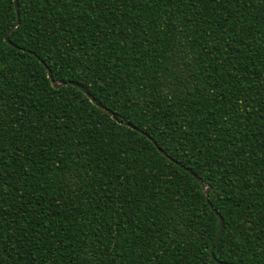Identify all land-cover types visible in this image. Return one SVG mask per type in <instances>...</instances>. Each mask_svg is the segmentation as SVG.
I'll list each match as a JSON object with an SVG mask.
<instances>
[{"label":"trees","instance_id":"1","mask_svg":"<svg viewBox=\"0 0 264 264\" xmlns=\"http://www.w3.org/2000/svg\"><path fill=\"white\" fill-rule=\"evenodd\" d=\"M16 11L0 0V37ZM18 17L0 39V201L15 213L0 264H201L211 206L253 222L222 262L264 264V0H53ZM41 61L74 85L53 88Z\"/></svg>","mask_w":264,"mask_h":264},{"label":"snow or ice","instance_id":"2","mask_svg":"<svg viewBox=\"0 0 264 264\" xmlns=\"http://www.w3.org/2000/svg\"><path fill=\"white\" fill-rule=\"evenodd\" d=\"M52 3L53 0H22L21 4L17 8V13L22 15L26 11H36L41 16H43L45 9H47ZM55 3L60 4L62 7L66 5L70 8L71 12H76L77 9H84L85 11H90L95 8H101L103 4L107 3V0H74V2L71 3H68V0H55ZM58 10H62V8ZM13 27H15V25H13ZM11 31L12 29H9V32ZM146 31L147 30H145V32ZM32 38L36 40H41L45 39L46 37H44L39 30H36L33 33ZM0 39L7 41L8 44L12 43L7 34L0 37ZM6 50L7 44L0 43V81H6L8 79V73L11 71L10 65L5 62ZM6 108L7 104L2 98H0V141L7 139V136L3 134L4 129L2 126L4 123L3 118L7 116ZM74 121V116H69L66 118V125L68 126L69 131H71V125L74 123ZM86 151V148H82L79 154L85 155ZM216 162L219 163L218 160ZM204 191L206 193L213 191V186L211 182L205 184ZM7 195V189H4L3 196L6 197ZM218 195L219 193L217 192V196ZM209 203H211V200H209ZM9 207H11L10 204ZM14 215V211L9 212L3 207L2 201H0V233H4L3 236H0V247H2L5 243L11 242L13 233L6 232V227L11 224V221L7 220L6 218L9 216L14 217ZM204 215H207V213H204ZM230 225H232L231 220H229L228 224H224L223 219H221L220 235L214 237L216 243H213L211 240L208 239V221L202 219L199 240L200 245L206 248L207 251L204 253L203 256H201L199 252L197 253V256L201 260V264H222V260L228 259V257L224 255L226 246L229 249L233 246V236L236 234L238 228L243 227L245 233L253 230V222L250 217L245 219L242 216L236 226L229 227ZM221 236L223 237V239H221ZM17 243H19L21 247L23 246L21 242L17 241ZM17 251H19V249H17Z\"/></svg>","mask_w":264,"mask_h":264},{"label":"water","instance_id":"3","mask_svg":"<svg viewBox=\"0 0 264 264\" xmlns=\"http://www.w3.org/2000/svg\"><path fill=\"white\" fill-rule=\"evenodd\" d=\"M14 6H15V8L17 9V0H14ZM16 15H17V19H16V22H15V27H13V26H11V28L10 29H12V31L17 27V25H18V23H19V17H18V13H17V11H16ZM11 31V32H12ZM11 32H7L6 34L9 36V34L11 33ZM7 42V41H6ZM8 43V42H7ZM33 54V53H32ZM38 58V57H37ZM41 63H42V65L45 67V69H46V72H47V76H48V78H49V80L51 81V84H52V87L53 88H59L60 86H63V85H66V84H71V85H74V83L73 82H60V81H55V80H53L52 79V75H51V72H50V70H49V68L45 65V63L43 62V61H41ZM82 89V88H81ZM83 90V89H82ZM86 95H87V97L88 98H90V100H91V102L93 103V104H96V102L93 100V98L89 95V94H87L86 93ZM101 109H103V110H105L106 112H108V110H106V109H104L103 107H100ZM127 126H129V127H131V128H134V129H136L135 127H133V126H131L130 124H127ZM161 152V154L162 155H166L163 151H160ZM170 158V157H169ZM178 165L180 164V163H177ZM188 173H191L195 178H197L196 177V175L195 174H193L192 172H191V170H189V169H187V168H185V167H183ZM201 182V181H200ZM201 184L203 185V186H205V184L203 183V182H201ZM205 195H206V198H207V195H208V192L206 193L205 192ZM211 206V205H210ZM211 208H212V210H213V212L216 214V216L219 218V228H218V233H217V236H219L220 235V222H221V216L219 215V213L215 210V209H213V207L211 206ZM214 243H216V241H214ZM222 264H231V263H226V262H222Z\"/></svg>","mask_w":264,"mask_h":264}]
</instances>
